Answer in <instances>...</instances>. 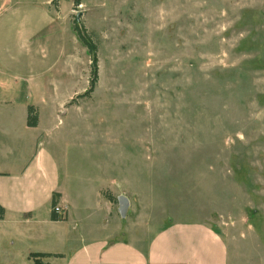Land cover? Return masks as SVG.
<instances>
[{"label":"rangeland","instance_id":"obj_1","mask_svg":"<svg viewBox=\"0 0 264 264\" xmlns=\"http://www.w3.org/2000/svg\"><path fill=\"white\" fill-rule=\"evenodd\" d=\"M80 1L98 80L64 153L127 198L126 241L204 223L229 264H264V0Z\"/></svg>","mask_w":264,"mask_h":264},{"label":"crops","instance_id":"obj_2","mask_svg":"<svg viewBox=\"0 0 264 264\" xmlns=\"http://www.w3.org/2000/svg\"><path fill=\"white\" fill-rule=\"evenodd\" d=\"M51 1L0 0V264H32L36 252L51 264H229L224 240L204 223L170 224L144 247L126 241L103 193L118 197L113 184L76 167L82 148L64 153L68 104L87 90L90 60L69 20L72 0ZM52 200L62 219L51 218Z\"/></svg>","mask_w":264,"mask_h":264},{"label":"trees","instance_id":"obj_3","mask_svg":"<svg viewBox=\"0 0 264 264\" xmlns=\"http://www.w3.org/2000/svg\"><path fill=\"white\" fill-rule=\"evenodd\" d=\"M80 2H81L80 0H72L74 7L79 5ZM51 3L53 5L54 4L58 5V0H52ZM72 28L75 31L79 41H81L83 46L86 47L87 52L91 58V77L89 80V86L83 94H80L77 96V97H82V96L89 95V93L93 90L94 85L96 84L98 80V67H97V56H96L97 46L95 42L92 40L91 35L88 33V31L86 30V28L84 27L82 23L78 21H73ZM26 123L28 126H35L37 124L36 109L30 105L27 107ZM105 197H107V199H109L110 201L114 200V197L110 193H105ZM51 204L52 205L55 204L54 200H52ZM3 215H4V207L0 204V219L3 217ZM51 218L52 219H62L63 217H58L55 213L52 212ZM48 256H51V254L36 252V253H30L28 257L31 260L32 264H51L43 260L45 257H48ZM53 256H60V255L53 254Z\"/></svg>","mask_w":264,"mask_h":264},{"label":"water","instance_id":"obj_4","mask_svg":"<svg viewBox=\"0 0 264 264\" xmlns=\"http://www.w3.org/2000/svg\"><path fill=\"white\" fill-rule=\"evenodd\" d=\"M80 12L76 14V20L79 19ZM118 200V212L120 213L121 216L125 215L126 209H127V198L123 195H119L117 197Z\"/></svg>","mask_w":264,"mask_h":264},{"label":"built area","instance_id":"obj_5","mask_svg":"<svg viewBox=\"0 0 264 264\" xmlns=\"http://www.w3.org/2000/svg\"><path fill=\"white\" fill-rule=\"evenodd\" d=\"M52 212L55 213L58 217H64L65 215L63 208L56 204L53 205Z\"/></svg>","mask_w":264,"mask_h":264}]
</instances>
